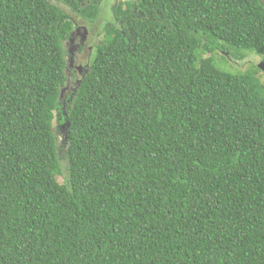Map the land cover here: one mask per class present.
<instances>
[{
	"label": "trees",
	"instance_id": "obj_1",
	"mask_svg": "<svg viewBox=\"0 0 264 264\" xmlns=\"http://www.w3.org/2000/svg\"><path fill=\"white\" fill-rule=\"evenodd\" d=\"M102 2L0 0V264H264V0L119 1L63 99Z\"/></svg>",
	"mask_w": 264,
	"mask_h": 264
},
{
	"label": "rangeland",
	"instance_id": "obj_2",
	"mask_svg": "<svg viewBox=\"0 0 264 264\" xmlns=\"http://www.w3.org/2000/svg\"><path fill=\"white\" fill-rule=\"evenodd\" d=\"M119 1H125V0H103L102 5H101V11H100V16L99 18L92 24V23H84L82 21H79V25L75 24L73 29L74 32L76 33L75 35V41L73 38V33H72V40L71 44L69 42L64 43L65 51H66V64H67V75H68V70H69V55L71 56L70 53V48L71 45H73L74 48H76V45H80L81 42H84V35L87 36V40H85V46L83 50H76L75 49V58H76V65L80 64H85L88 63V61L91 59L92 53L94 51V46L97 44L101 37H102V28L103 25L108 21V18L112 16V8L113 6L117 5ZM74 41V42H73ZM89 45L91 48L89 49ZM244 61L242 62H237L233 61L231 63L225 62L223 64V68L229 72L236 73L237 71H244L247 68H249L251 65H257L260 61L258 56H255L254 54H248ZM218 62H221V59L218 58ZM258 76L261 80L262 83H264V71H261L258 73ZM66 88V87H65ZM64 88V89H65ZM64 89H63V96H64ZM65 102V101H64ZM57 126L56 122L54 124ZM56 132L58 135V141L59 143L63 141V126L56 127ZM59 180L62 181V177H59Z\"/></svg>",
	"mask_w": 264,
	"mask_h": 264
},
{
	"label": "flooded vegetation",
	"instance_id": "obj_3",
	"mask_svg": "<svg viewBox=\"0 0 264 264\" xmlns=\"http://www.w3.org/2000/svg\"><path fill=\"white\" fill-rule=\"evenodd\" d=\"M71 33H73V38H74L76 35V33L74 32V29L72 30ZM71 37H72V34L70 35V37L67 40L69 42V44L72 43ZM83 40H84V42H81L79 46H78V44H79L78 43L76 45V48H74L73 45H71V47H70L73 49H70L71 56L69 55V57H70L69 58V70H68V75H67L68 81H67L66 86H65L66 88L64 89V96H62L63 99H66V97L73 91V89H75L77 87L79 78H81L82 74L84 73V71L86 70V67L89 64V63H85V64L76 65V58H75V52L74 51H75V49L76 50H83L84 49L85 40H87L86 35H84ZM74 41H75V38H74ZM90 48H91V46L89 45V49Z\"/></svg>",
	"mask_w": 264,
	"mask_h": 264
},
{
	"label": "water",
	"instance_id": "obj_4",
	"mask_svg": "<svg viewBox=\"0 0 264 264\" xmlns=\"http://www.w3.org/2000/svg\"><path fill=\"white\" fill-rule=\"evenodd\" d=\"M258 67H259V69L261 70V71H264V62H259L258 63ZM79 82V81H78ZM63 89L61 90V94H60V97H62L63 96ZM63 127H64V125H63Z\"/></svg>",
	"mask_w": 264,
	"mask_h": 264
}]
</instances>
